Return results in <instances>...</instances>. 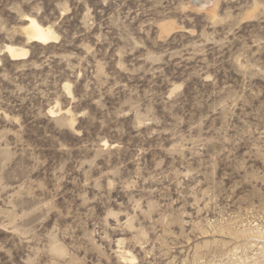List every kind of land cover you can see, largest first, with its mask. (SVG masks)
Instances as JSON below:
<instances>
[{"label":"clouds","instance_id":"9594fccd","mask_svg":"<svg viewBox=\"0 0 264 264\" xmlns=\"http://www.w3.org/2000/svg\"><path fill=\"white\" fill-rule=\"evenodd\" d=\"M0 264H264V0H0Z\"/></svg>","mask_w":264,"mask_h":264}]
</instances>
